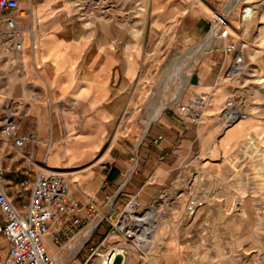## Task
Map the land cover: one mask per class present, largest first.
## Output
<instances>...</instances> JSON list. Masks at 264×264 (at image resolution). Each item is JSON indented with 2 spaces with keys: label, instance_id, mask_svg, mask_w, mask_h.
Here are the masks:
<instances>
[{
  "label": "crops",
  "instance_id": "crops-1",
  "mask_svg": "<svg viewBox=\"0 0 264 264\" xmlns=\"http://www.w3.org/2000/svg\"><path fill=\"white\" fill-rule=\"evenodd\" d=\"M112 1L17 0L16 9L0 15V127L11 114L18 134L36 137L17 148L0 132L3 187L18 208L28 202L40 171L65 176L69 197L79 204L83 219L89 204L112 200L113 206L115 196L119 202L135 197L137 204L146 206L168 194L162 174L172 171L169 165L189 122L169 110L156 119L149 117L145 129L140 124L127 129L132 101L128 94L142 75L144 0ZM161 1L147 0L151 16L146 27L152 33H158L160 13L171 19L186 15L192 21L187 33L191 39L208 33L210 18L195 1L166 0V8L160 9ZM224 1L205 0L212 7ZM116 11L118 17L112 15ZM157 39L152 37L150 43ZM229 57L214 53L209 64L189 72V85L210 96L206 117L215 115L233 87L232 79H219ZM263 123L255 115L227 128L219 141L223 152L238 145L248 148V139L263 137ZM257 167L264 181V167ZM21 181H26L24 187ZM3 215L0 209V223ZM44 244L55 254L48 235ZM65 248V254L73 252ZM8 250L0 234V264ZM63 256L55 257L61 262Z\"/></svg>",
  "mask_w": 264,
  "mask_h": 264
},
{
  "label": "rangeland",
  "instance_id": "rangeland-1",
  "mask_svg": "<svg viewBox=\"0 0 264 264\" xmlns=\"http://www.w3.org/2000/svg\"><path fill=\"white\" fill-rule=\"evenodd\" d=\"M193 1L210 18L208 33L196 40L187 35L192 21L183 14L171 19V15L160 13L158 33H152L146 27L151 16L148 2L143 1L142 32L146 43L142 75L134 91L128 94L132 99L127 110L128 130L134 124L148 127L146 123L154 110L158 114L154 112V119L161 111L171 110L189 122L188 133L176 146L169 165L173 166L172 171L162 174L169 184L168 194L162 193L157 202L146 206L137 204L135 197L125 202L113 197L109 210L106 207L112 200L97 206V212L88 221L83 219L84 229L97 215L105 213L89 239L68 255L65 246L82 229L61 246L51 243L55 250V254L48 251L51 257L56 259L58 253H63L61 262L82 261L97 246L99 251L115 246L125 253L124 260L120 257L116 264H262L259 258L264 256V181L257 165H264V134L261 138L248 139V149L238 145L227 153L219 141L227 129L221 108L228 99H234L243 111L248 109L246 120L257 115L264 121V0H239L231 12L229 0L215 7L205 0ZM115 3L112 1V5ZM165 3L166 0L159 3L160 9L166 8ZM114 14L117 16V11ZM215 25L219 28L218 38L224 41L194 56V49ZM155 36L158 43L151 44ZM229 44L243 55L245 66L233 78L225 77L234 60V52L225 51ZM214 53L231 57L219 79H232L233 87L215 115L206 117L209 94L190 86L189 81L186 83L182 72L204 67ZM201 93L206 96L204 108L200 117L193 118L194 107L189 105ZM71 201L79 206L72 198ZM128 207H134L142 215L147 213L145 217H153L154 221H148L150 240L143 248L138 245L136 233L126 237L119 230L112 232L120 213L129 215ZM135 217L143 227L145 222ZM140 230L143 228L137 229L138 233Z\"/></svg>",
  "mask_w": 264,
  "mask_h": 264
},
{
  "label": "built area",
  "instance_id": "built-area-1",
  "mask_svg": "<svg viewBox=\"0 0 264 264\" xmlns=\"http://www.w3.org/2000/svg\"><path fill=\"white\" fill-rule=\"evenodd\" d=\"M17 7V0H0V15L4 11ZM7 25L11 34H14L16 32L14 21L10 18L7 19ZM18 46L19 44H17ZM225 51L234 52V60L226 69L225 77L233 78L240 75L244 67L242 55L233 44L226 45ZM205 101L206 96L201 93L189 105V107H194L192 108L193 118L201 116ZM235 103L234 99H228L221 108L225 127L235 124L247 114ZM3 120L0 132L4 137L11 138L15 147L22 148L27 142L36 138L33 133L18 134V125L13 115L10 114ZM4 176L5 167L2 165L0 148V209L4 214L3 222L0 223V234L9 243V250L3 264H116L118 262L120 257L116 256V250L113 246L105 247L103 251H99V246H97L86 254L82 261L70 262H58L46 250L45 236H49L53 245L61 246L84 227V220L78 214L80 208L69 197V185L64 175L55 171L48 173L40 171L34 180V185H32L28 202H23L20 208L14 204L13 199L5 191L3 187ZM25 184L26 181H21L19 186L24 187ZM97 209L96 205L89 204L86 209L85 220L88 221L89 217L97 212ZM116 230L122 232L115 225L112 232ZM122 233L126 237H130L132 234ZM121 255L123 259L124 255ZM259 260L264 264V256H260Z\"/></svg>",
  "mask_w": 264,
  "mask_h": 264
},
{
  "label": "bare ground",
  "instance_id": "bare-ground-1",
  "mask_svg": "<svg viewBox=\"0 0 264 264\" xmlns=\"http://www.w3.org/2000/svg\"><path fill=\"white\" fill-rule=\"evenodd\" d=\"M238 1L239 0H229L228 1L229 12H231L234 9V7L238 3ZM218 34H219V28H217V25H215L212 28V31L200 43V46L198 48L194 49L195 51L192 54L194 56H199L200 51H203L204 49H207L208 47H211V46L217 45L220 42H223L224 40L218 38ZM242 60H243V55H242ZM243 66H244V60H243ZM179 67H180V64H179ZM179 67H177V68H179ZM244 67H243V71L245 69ZM182 75L184 77L185 82L187 83L188 82L187 80L189 79V73L182 72ZM162 104L163 103H159L160 106ZM154 112H155V110H154ZM154 112L150 116L151 119L155 118V114L158 115L157 110H156L155 114H154ZM246 113L247 114L245 115V117L241 118L239 121L244 120L248 117V115H249L248 109H247ZM239 121H237V122H239ZM149 122H150V120H149ZM227 128H229V127H227ZM249 144L250 143H248V145ZM263 167H264V165H263ZM111 205H112V201H110L107 204L106 211H107V209L109 210V208H111ZM127 211L129 212V215H125L123 213H120L122 217L121 216L118 217V219L115 221V225L120 230H122V232H124V233H136L138 235V237H137L138 245L141 246V248H143L144 244L150 240V237L148 235L149 231H150V225L148 224L149 220H147L150 217H145L142 214L137 213L134 210V207L133 208L128 207ZM103 215H105V213H101L100 215H97V217H95L84 229H82L79 233L77 232L78 234H76L73 237V239L68 243L67 246L72 247L73 251H76L88 239L89 235L91 234L92 229L94 228V226L97 224V222L99 221V219H101V216H103ZM133 216L134 217L136 216L135 218H138V221L143 220L145 222V225L142 227L141 224H139L137 221H135L133 219ZM123 217H125L126 219H124ZM140 228H143V230H140L138 233L137 229L139 230ZM113 247L116 250L115 251L116 256H119L122 258L121 254H123L124 255L123 260H124V258H125L124 250L116 249L115 246H113ZM123 260H122V262H123Z\"/></svg>",
  "mask_w": 264,
  "mask_h": 264
}]
</instances>
